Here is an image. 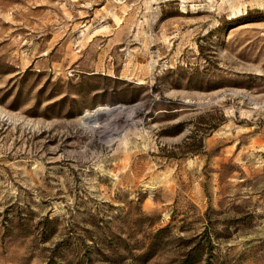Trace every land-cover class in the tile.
Listing matches in <instances>:
<instances>
[{"label": "rangeland", "instance_id": "374dc122", "mask_svg": "<svg viewBox=\"0 0 264 264\" xmlns=\"http://www.w3.org/2000/svg\"><path fill=\"white\" fill-rule=\"evenodd\" d=\"M193 247L264 264V0H0V264Z\"/></svg>", "mask_w": 264, "mask_h": 264}, {"label": "trees", "instance_id": "16d2710c", "mask_svg": "<svg viewBox=\"0 0 264 264\" xmlns=\"http://www.w3.org/2000/svg\"><path fill=\"white\" fill-rule=\"evenodd\" d=\"M164 228H159L156 230V233L162 231ZM150 243L147 244L145 249L140 253V256H142V260H146L150 258L154 253L153 251L149 250ZM188 255L190 256L188 260L184 262V264H194L195 262L201 260L202 254L200 251H197L195 247L191 248Z\"/></svg>", "mask_w": 264, "mask_h": 264}, {"label": "bare ground", "instance_id": "6f19581e", "mask_svg": "<svg viewBox=\"0 0 264 264\" xmlns=\"http://www.w3.org/2000/svg\"><path fill=\"white\" fill-rule=\"evenodd\" d=\"M109 113L110 112L105 111V110H100V112L93 113V114H89L88 112H85L82 115L81 119L86 120V121H92L94 119L97 120L98 117H100V118L101 117H107L108 115H110Z\"/></svg>", "mask_w": 264, "mask_h": 264}]
</instances>
